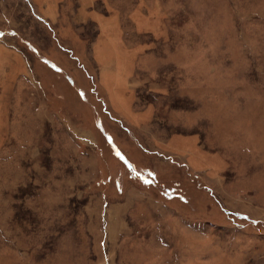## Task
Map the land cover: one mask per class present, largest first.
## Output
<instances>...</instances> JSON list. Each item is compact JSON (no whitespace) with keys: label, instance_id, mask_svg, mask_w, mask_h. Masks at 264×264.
I'll return each mask as SVG.
<instances>
[{"label":"rangeland","instance_id":"rangeland-1","mask_svg":"<svg viewBox=\"0 0 264 264\" xmlns=\"http://www.w3.org/2000/svg\"><path fill=\"white\" fill-rule=\"evenodd\" d=\"M113 1L147 130L95 86V25L59 19L74 52L0 0V264H264V0Z\"/></svg>","mask_w":264,"mask_h":264},{"label":"crops","instance_id":"crops-1","mask_svg":"<svg viewBox=\"0 0 264 264\" xmlns=\"http://www.w3.org/2000/svg\"><path fill=\"white\" fill-rule=\"evenodd\" d=\"M20 1L25 3L23 4L27 9L28 14L32 8L35 10L36 15L43 20L42 25H39L41 28L44 29V21L51 23L53 30L52 33L58 40H54L53 35L49 30L46 31V28L45 31L48 32L49 35H47V38L55 47H58L57 43L61 41L62 44L65 43L67 47L73 49L74 52H80L75 46L66 42L67 36L60 31L57 23L62 16L65 17L67 14V18L72 24L81 25V28L88 33L90 32V26L95 25L98 32L93 37L91 49V53L95 58V60H92V67L96 71H92L95 77V86L99 89L100 87L105 89L107 95L106 100L110 105V111L115 117L122 121L125 120L131 125L130 130L127 131L131 132V130H134L133 127H136L139 124L143 130H147L146 125L151 124V121L149 123L146 122V120H150L152 113L156 110L155 108H151V100H147L146 102L145 99L143 101L142 97L138 94L137 90L139 88V81L136 76L137 70L139 69V57L144 53L145 48L135 50L134 47L124 46L125 43L122 34L119 36L120 32H122L119 31L120 20L122 21V8L117 7L118 2L114 3L113 0H111V2H103L104 4H100V6L108 9H105L106 12H103L96 8L97 3L101 0ZM144 7L145 6L139 9L137 8V17H133L132 20L137 23V25L140 22L143 27L147 28L146 25L150 22L148 21L150 19V12ZM137 9H135V11H137ZM28 31V29L23 31L24 36L26 38H31L29 37V34H27ZM147 31H151V28H147L145 32ZM148 35H151V33ZM36 47H38V45ZM0 50L2 51L1 47ZM146 55H148V53H145L143 56ZM20 70L23 69L20 68ZM84 71L87 73L86 69ZM38 72L39 70L36 71V76L40 78L41 75ZM21 74L25 73L22 72ZM25 75L28 76L27 74ZM31 82L34 86H38L39 80L34 81L31 78ZM175 141L176 139L169 144V150L175 154L184 156L185 153L183 152L184 150H182L184 149V147L182 148L183 145L175 144Z\"/></svg>","mask_w":264,"mask_h":264},{"label":"trees","instance_id":"trees-1","mask_svg":"<svg viewBox=\"0 0 264 264\" xmlns=\"http://www.w3.org/2000/svg\"><path fill=\"white\" fill-rule=\"evenodd\" d=\"M132 174L135 175L134 173H132ZM144 180H146L147 183L149 182L148 184L151 185V178H148V177L144 176Z\"/></svg>","mask_w":264,"mask_h":264}]
</instances>
